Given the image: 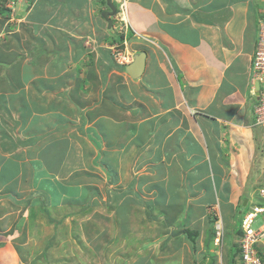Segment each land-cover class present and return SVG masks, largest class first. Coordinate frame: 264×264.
Listing matches in <instances>:
<instances>
[{"label":"crops","instance_id":"1","mask_svg":"<svg viewBox=\"0 0 264 264\" xmlns=\"http://www.w3.org/2000/svg\"><path fill=\"white\" fill-rule=\"evenodd\" d=\"M127 2L123 39L102 16L106 0L0 6V197L26 188V209L83 193L94 203L102 189L132 187L121 203L151 204L156 229L173 235L166 254L194 232L196 244L181 251L214 249L207 235L217 218L238 245L235 215L249 205L248 189L264 185L251 78L264 8L259 0ZM124 39L133 57L145 53L135 80L109 50ZM148 186L144 198L138 189ZM175 229L183 230L177 245Z\"/></svg>","mask_w":264,"mask_h":264},{"label":"rangeland","instance_id":"2","mask_svg":"<svg viewBox=\"0 0 264 264\" xmlns=\"http://www.w3.org/2000/svg\"><path fill=\"white\" fill-rule=\"evenodd\" d=\"M20 1L0 0V6L7 8V5H11L16 9ZM259 6L264 8V3L260 2ZM10 10L11 14L15 11ZM11 16L15 15H10L9 18ZM0 18L4 22L6 14L0 15ZM12 18L15 21V17ZM8 23L12 24L13 21ZM17 31L18 28L15 27L16 34ZM260 186L264 187L259 185L248 189L249 194L253 191L248 201L252 200L254 205H263L257 195ZM115 187L100 190L94 203L90 199H84L81 203L64 202L55 206L46 199L45 206L50 217L56 219L54 222L48 221L45 213L39 209L38 202L25 209L23 202L29 197V190L26 188L22 187L15 196L0 197L3 198L0 202V240H3L0 243V264H216V260L218 264V259L220 261L221 258L230 259V264H233L234 259L240 260V254L235 248L238 246L233 245V234L227 236L229 233H225V230L224 245L220 248L209 247L199 252L193 245L192 249L188 247L190 250L187 254L186 251H181L185 248L182 246L196 242H190L186 236H182V229H175L172 232L177 239L175 245L180 241L178 233L183 237L184 244L177 246L179 251L174 252V255L166 254L165 239L169 240L173 235L163 237L162 230L158 227L156 229L157 223L153 219L158 216L157 211L153 210L151 204L143 201L122 204L120 195L135 196V189L130 187L128 193H123L124 190ZM151 190L150 186L138 189L144 198L151 195ZM129 206L134 207V211L141 212L137 219L122 218V215H128L129 212L123 208L127 209ZM241 209L243 213L240 211L241 215H235L234 235L239 231L241 217L249 206ZM259 225V221H256L253 227L257 228ZM136 227L140 228L139 233ZM150 230H158L159 233L155 235ZM8 231H11L10 236L5 235ZM140 239L142 245L139 248ZM162 242L164 244L161 248Z\"/></svg>","mask_w":264,"mask_h":264},{"label":"built area","instance_id":"3","mask_svg":"<svg viewBox=\"0 0 264 264\" xmlns=\"http://www.w3.org/2000/svg\"><path fill=\"white\" fill-rule=\"evenodd\" d=\"M128 0L116 1V14L114 16L113 28L119 36L126 35L131 29L127 12ZM264 3V0H259ZM264 11V9H263ZM257 43L253 54L251 65L252 81L258 84L257 105L254 109V125L264 131V20L259 21ZM96 41L87 38L86 46H94ZM112 59L119 65L126 66L133 61V55L125 49V39L118 44L109 47ZM258 198L263 205H254L252 200L248 201L249 209L241 217L240 230L237 244L239 247L240 264H264V187L257 191ZM256 221L260 225L254 228ZM214 246L220 248L223 242V228L220 218L216 219L214 225Z\"/></svg>","mask_w":264,"mask_h":264},{"label":"trees","instance_id":"4","mask_svg":"<svg viewBox=\"0 0 264 264\" xmlns=\"http://www.w3.org/2000/svg\"><path fill=\"white\" fill-rule=\"evenodd\" d=\"M0 13L2 14L3 13V9H2V7H1V9H0ZM120 37V39L122 38L123 39V36H119ZM113 179H111V181H114V177H112ZM130 191V189L129 188H127V189H124V191H123V193H128ZM94 194H96V193H94ZM75 195H76V193H75ZM78 195V194H77ZM84 195H85V193H83L80 197L79 196H77V198H72V199H69V198H66V199H64V202L65 203H68V204H70V203H81V202H84ZM125 196H127V195H125ZM46 205V202H44V201H41L40 202V205H39V209L42 211V212H44L45 213V215L47 216V219H48V221H51V222H54L56 219L54 218H51L50 217V213H49V211H48V208L45 206ZM122 208V207H121ZM133 208H131L130 206L127 208V209H124L123 208V210L124 211H129L128 212V215H122V218L124 219V220H127L128 218H130V216L131 215H129V214H131V213H135L136 211H133L132 210ZM67 215H70V214H67ZM139 215H137V214H135V215H133V217H138ZM154 220V219H153ZM210 223H214V220H210L209 221ZM180 225L182 226V223H180ZM128 231V230H127ZM186 234H188V233H190V232H188V231H184ZM238 232V236H241L242 235V232H241V230L239 229V231H237ZM196 236H197V233L196 232H194V233H192L191 235L189 234V239H190V241L191 242H195L194 240L196 239ZM212 237L214 238V230L212 231V230H210V232H209V241H212L213 239H212ZM212 243H213V241H212ZM236 245V244H235ZM238 246V245H237ZM236 249H237V252L239 253V247L237 248V247H235Z\"/></svg>","mask_w":264,"mask_h":264},{"label":"water","instance_id":"5","mask_svg":"<svg viewBox=\"0 0 264 264\" xmlns=\"http://www.w3.org/2000/svg\"><path fill=\"white\" fill-rule=\"evenodd\" d=\"M107 1L108 10L102 13L103 18L108 23V27L111 28L112 26V17L116 14L115 6L110 2ZM145 65V53H138L133 57V61L126 67V73L132 78L137 79L139 78L144 70ZM256 90H258V84H256Z\"/></svg>","mask_w":264,"mask_h":264},{"label":"clouds","instance_id":"6","mask_svg":"<svg viewBox=\"0 0 264 264\" xmlns=\"http://www.w3.org/2000/svg\"><path fill=\"white\" fill-rule=\"evenodd\" d=\"M115 9H116V6H115ZM115 16V15H114ZM114 16L111 18L112 19V25H113V21H114ZM127 17H128V12H127ZM129 65V64H128ZM127 66V65H126ZM125 67V66H124ZM258 88H259V86H258ZM256 91H258V90H256ZM216 222V221H215ZM214 225H215V223H214ZM213 240H214V238H213ZM213 245H214V241H213ZM215 247V246H214ZM216 248V247H215Z\"/></svg>","mask_w":264,"mask_h":264},{"label":"bare ground","instance_id":"7","mask_svg":"<svg viewBox=\"0 0 264 264\" xmlns=\"http://www.w3.org/2000/svg\"><path fill=\"white\" fill-rule=\"evenodd\" d=\"M105 12V11H104ZM117 34V33H116ZM256 84V83H255ZM260 205V204H259ZM215 213V212H214ZM220 216V215H219ZM241 221V220H240Z\"/></svg>","mask_w":264,"mask_h":264}]
</instances>
